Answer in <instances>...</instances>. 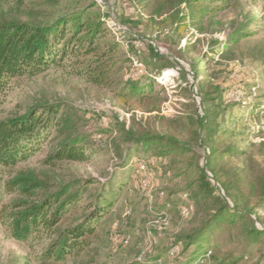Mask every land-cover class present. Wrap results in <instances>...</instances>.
<instances>
[{
	"label": "rangeland",
	"instance_id": "1",
	"mask_svg": "<svg viewBox=\"0 0 264 264\" xmlns=\"http://www.w3.org/2000/svg\"><path fill=\"white\" fill-rule=\"evenodd\" d=\"M91 4L95 7L90 11L100 12L111 33L122 41L126 57H133V63L122 65L123 82L141 75L145 67L154 77V94L140 107L122 105L110 91L70 74L68 67L14 79L0 91V120L22 116L41 103L61 104L72 134L86 138L91 156L87 162L46 166V139L43 150L25 163L13 169L0 165V188L10 170L29 168L46 174L54 185L94 181L90 191L104 186L116 197L96 227L91 245L62 261L46 257L48 239L16 241L0 219V264H142L153 258L160 264H178L180 246L175 243L199 228L214 204L206 189L200 192L199 186L206 183L200 175L204 147L195 142L196 127L191 123L200 115V86L210 92L217 88L213 97L226 94L232 104L251 108L264 102V0H237L201 20L187 21L182 33L173 29L177 19L188 14V0H23L20 4L1 0L0 9L7 19L45 22ZM237 32L250 36L232 45L226 55L209 54L202 70L199 53L231 42ZM154 52L160 56L156 62ZM138 60L154 66H142ZM217 121L228 130L222 135V148L234 153L221 156L215 171L220 169L223 180L236 182L235 189L244 195H254L264 179V120L257 111L250 114L235 108L231 116L218 114ZM117 122L135 133L170 134L188 144L192 154L149 160L133 152L128 156L120 132H103ZM184 192L191 197L197 194L192 204L181 198ZM13 200L2 196L3 204ZM168 202L170 208L162 209ZM257 218L252 216L250 223L260 230L264 209ZM67 226L68 222L62 228ZM212 243L220 260L230 262L242 255L238 264H254L264 252V237L253 244L240 224L222 227Z\"/></svg>",
	"mask_w": 264,
	"mask_h": 264
},
{
	"label": "trees",
	"instance_id": "2",
	"mask_svg": "<svg viewBox=\"0 0 264 264\" xmlns=\"http://www.w3.org/2000/svg\"><path fill=\"white\" fill-rule=\"evenodd\" d=\"M17 1L19 4L23 2ZM235 1L188 0V14H182L177 19L173 32L182 33L187 28V21L201 20ZM215 5L220 7L213 8ZM94 7L95 4H91L71 15L45 22L7 19L0 9V91L14 79L33 78L51 69L68 67L70 74L110 91L122 105L140 107L150 101L156 85L153 75H149L144 67L141 75L123 82L120 77L122 65L133 63V57H126L122 41L111 33L106 18L98 11H90ZM249 36L250 33L237 32L231 42L223 46L218 43L200 52L198 58L201 59L202 70H205L209 54L210 57L226 55L232 45ZM152 57L155 62L160 59L158 52H154ZM137 63L154 66L150 61L138 60ZM192 76L195 83L196 67ZM217 91L216 88L210 92L200 86V115L191 121L196 127L195 142L204 147L200 175L206 183L199 186L200 192L206 189L210 193L205 195L211 197L213 210L199 228L175 243V246H180L175 256L180 260L178 264H238L244 258L242 255L230 262L220 260L218 248L212 243L224 226L234 228L242 225L253 244L260 243L264 237V225L259 230L250 223L252 216L259 220L257 213L264 209V179L254 195H244L235 189L236 182L223 180L220 169L215 171L221 156L234 153L222 148V135L228 130L217 121L218 114L231 116L232 109L240 108L249 110L250 114L257 111L264 120V102L251 108L242 103L232 104L226 99V94L213 97ZM61 107L59 103H41L27 108L22 116L0 120V165L13 169L25 163L36 152L43 150L46 139V166L63 161H89L91 156L86 149V138L72 134L71 123L62 114ZM108 131L122 134L128 156L133 152L149 160L192 154L188 144L170 134L135 133L119 122L103 130L105 133ZM93 184L94 181H74L54 185L44 173L29 168L10 170L8 179L0 188V219L16 241L48 239L46 257L62 261L91 245L96 227L113 207L115 195L107 192L104 186L90 191ZM3 195L14 200L3 204ZM184 195L192 204L197 194L191 197L184 192ZM170 205L168 202L162 209L170 208ZM67 222L68 226L62 228ZM167 257H171L168 252ZM263 262L264 252L254 264ZM142 264H160V260L153 258Z\"/></svg>",
	"mask_w": 264,
	"mask_h": 264
},
{
	"label": "built area",
	"instance_id": "3",
	"mask_svg": "<svg viewBox=\"0 0 264 264\" xmlns=\"http://www.w3.org/2000/svg\"><path fill=\"white\" fill-rule=\"evenodd\" d=\"M182 199H183V200H185V199H186V196H185V195H183V196H182Z\"/></svg>",
	"mask_w": 264,
	"mask_h": 264
}]
</instances>
